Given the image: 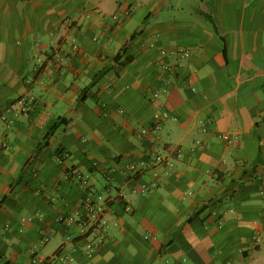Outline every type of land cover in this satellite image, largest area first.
<instances>
[{"label": "crops", "instance_id": "0c3cea01", "mask_svg": "<svg viewBox=\"0 0 264 264\" xmlns=\"http://www.w3.org/2000/svg\"><path fill=\"white\" fill-rule=\"evenodd\" d=\"M34 257L264 264V0H0V264Z\"/></svg>", "mask_w": 264, "mask_h": 264}, {"label": "built area", "instance_id": "2783aa9c", "mask_svg": "<svg viewBox=\"0 0 264 264\" xmlns=\"http://www.w3.org/2000/svg\"><path fill=\"white\" fill-rule=\"evenodd\" d=\"M117 17V16H116ZM115 17V18H116ZM163 53H166V51H163ZM165 67L168 69L169 65H165ZM163 78L166 79L167 76L165 73L162 74ZM160 95L159 92L155 93V96L158 97ZM33 100V99H32ZM30 100V102H32ZM24 103V102H22ZM171 115L169 113H157L155 115V123L153 126V130L155 132H158L161 130V121L170 117ZM223 138L227 141H231L232 137L230 134H225ZM152 161L155 166H158L160 164H168L170 166L174 165L173 161H170L169 158L165 155L154 153L152 155ZM147 167L146 161L140 160V161H133L129 163L128 170L133 173L135 176L142 175ZM152 185L156 186L157 183L154 182ZM145 187H148V185H145ZM80 219L78 221V225L80 228V233L83 235H89L90 231L92 232V238H90L86 244V253L89 257L93 256V254L96 252L97 248L108 239V231L103 223H101L100 220V213L92 206L88 205L86 212H79ZM68 223L72 224L75 221L74 217L68 218ZM94 235V237H93ZM68 239H72V236L69 235ZM56 260H64L63 257H48V258H38L34 257L31 260L30 264H54Z\"/></svg>", "mask_w": 264, "mask_h": 264}, {"label": "trees", "instance_id": "16d2710c", "mask_svg": "<svg viewBox=\"0 0 264 264\" xmlns=\"http://www.w3.org/2000/svg\"><path fill=\"white\" fill-rule=\"evenodd\" d=\"M127 49H128V45H126L123 49H122V54H125L127 52ZM120 59V55L117 56V60ZM128 59H130L128 57ZM61 126V123H56L51 129L50 131L48 132L47 134V137H46V140L49 142L51 137L54 135V132L56 131L57 128H59Z\"/></svg>", "mask_w": 264, "mask_h": 264}]
</instances>
